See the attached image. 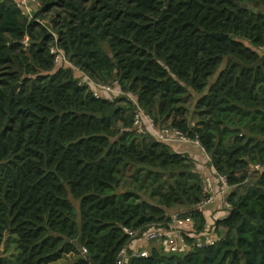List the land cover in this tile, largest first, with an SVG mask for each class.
<instances>
[{
    "label": "trees",
    "instance_id": "16d2710c",
    "mask_svg": "<svg viewBox=\"0 0 264 264\" xmlns=\"http://www.w3.org/2000/svg\"><path fill=\"white\" fill-rule=\"evenodd\" d=\"M38 2L28 14L0 0V264H114L122 226L165 224L170 209L205 224L188 153L139 133L126 95L79 85L54 43L158 126L197 139L229 184L212 245L155 246L125 264H264V0Z\"/></svg>",
    "mask_w": 264,
    "mask_h": 264
},
{
    "label": "built area",
    "instance_id": "2783aa9c",
    "mask_svg": "<svg viewBox=\"0 0 264 264\" xmlns=\"http://www.w3.org/2000/svg\"><path fill=\"white\" fill-rule=\"evenodd\" d=\"M22 3L25 11L28 14H31V9L34 6H38V0H17ZM27 37L24 38L26 40ZM264 51V47L262 48ZM50 52L53 54V60L57 64H62L64 66L72 67L74 70L79 72L78 84L88 86L92 95L94 97H101L103 93L107 94H120L126 95L136 106L134 116H133V125L136 130L140 133L150 131L156 138L166 141V142H190L195 143L201 148L199 141L197 139H190L186 133L182 132L180 129L169 126H158L138 105L136 97L130 93L122 91L119 87H115L111 84L97 82L90 78L87 74L80 71L78 67L74 66L64 55V53L58 48L54 43L50 46ZM205 152V151H204ZM207 155V154H206ZM208 160L210 161L209 156L207 155ZM214 169V168H213ZM253 169L259 170L261 166L259 164H254ZM214 176L217 178L219 183L225 188H229L227 178L225 175L217 173L214 169ZM215 197L214 194V181L211 175L203 176L202 178V197L194 205V209L203 217L207 215V207L212 203ZM224 206L229 209V203L225 199L223 201ZM169 221L165 224L160 222L152 223L147 225L144 228H133L128 226H122V231L128 237V242L121 246L116 254V260L114 264H125L130 257H145L149 254L150 249L145 248L137 250L132 248L131 242L135 238L141 237L142 241L146 243L159 242L163 244L168 252L177 253V252H187L191 247H204L212 245L215 239V235L204 236V228L209 229L214 226L205 222V227L201 232L189 231L188 233L182 232L174 223H183L184 221L193 220L191 217H182L179 211H174L167 214ZM226 217V216H225ZM194 222V221H193ZM194 224V223H193ZM195 226V225H194ZM191 238V241L189 239ZM164 248V249H165ZM165 249V250H166ZM86 250L83 249V252Z\"/></svg>",
    "mask_w": 264,
    "mask_h": 264
},
{
    "label": "crops",
    "instance_id": "0c3cea01",
    "mask_svg": "<svg viewBox=\"0 0 264 264\" xmlns=\"http://www.w3.org/2000/svg\"><path fill=\"white\" fill-rule=\"evenodd\" d=\"M173 149H175L178 152L182 153H188V155L193 159L195 162V169L201 173L202 178L206 175H211L214 181V194L215 197L211 204L207 207V215L205 218V222H208L212 226H214V222L217 219L224 218L228 214V209L224 206L223 201L226 199L227 189H225L217 180V178L214 176V169L210 163V161L207 158V155L204 151L201 150L199 146H197L195 143L190 142H178L174 143ZM204 155V157H202ZM229 189V188H228ZM174 211H177V209L174 210H168L167 213H172ZM194 220L191 221H184L183 223H174L176 226L184 233H188L189 231H195L194 226ZM205 227V225H204ZM204 236L208 235H215L214 227L205 229L204 228ZM196 232V231H195ZM8 236V233H6V237ZM132 248L141 250L145 248L151 249L152 247H163L165 246L159 242H152V243H146L142 241L141 237L135 238L132 240L131 245ZM4 249V247H3ZM6 255V254H5Z\"/></svg>",
    "mask_w": 264,
    "mask_h": 264
},
{
    "label": "rangeland",
    "instance_id": "374dc122",
    "mask_svg": "<svg viewBox=\"0 0 264 264\" xmlns=\"http://www.w3.org/2000/svg\"><path fill=\"white\" fill-rule=\"evenodd\" d=\"M213 79H214V76L212 78H210L209 82L213 81ZM202 157H204V155H202ZM9 236H10V238L7 239V241L4 245V251H5V254L8 256V258H10L14 254L17 255V253H18L16 236L14 234H10ZM166 251H167V249H166ZM16 255L14 256V259L16 258ZM71 259H72V257L71 258L69 257V258H66L64 260H61L60 262L64 263V262L71 260Z\"/></svg>",
    "mask_w": 264,
    "mask_h": 264
},
{
    "label": "water",
    "instance_id": "95a60500",
    "mask_svg": "<svg viewBox=\"0 0 264 264\" xmlns=\"http://www.w3.org/2000/svg\"><path fill=\"white\" fill-rule=\"evenodd\" d=\"M163 11H164V9L162 10V14H163ZM162 14H160V16L157 18V20H159V19L162 17ZM208 34H209V35H212V36H214V37H216V38H220V37L224 36V34L221 33V32H209ZM19 86H20V82L15 83V84L11 87L9 94L12 96V95L15 93L16 89H17ZM122 191H123V192H127V191H128V192H132L133 189H132V188H127V189H124V190H122Z\"/></svg>",
    "mask_w": 264,
    "mask_h": 264
}]
</instances>
